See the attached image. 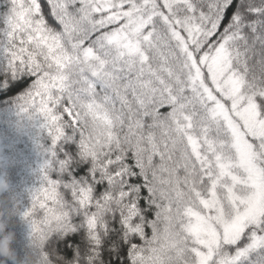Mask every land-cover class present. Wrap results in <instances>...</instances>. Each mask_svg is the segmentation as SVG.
<instances>
[{
    "label": "snow or ice",
    "instance_id": "1",
    "mask_svg": "<svg viewBox=\"0 0 264 264\" xmlns=\"http://www.w3.org/2000/svg\"><path fill=\"white\" fill-rule=\"evenodd\" d=\"M5 98L26 264H264V0H0Z\"/></svg>",
    "mask_w": 264,
    "mask_h": 264
},
{
    "label": "trees",
    "instance_id": "2",
    "mask_svg": "<svg viewBox=\"0 0 264 264\" xmlns=\"http://www.w3.org/2000/svg\"><path fill=\"white\" fill-rule=\"evenodd\" d=\"M0 142L6 184L0 194V219L6 220L7 230L16 234L12 245L15 256L7 264H26L30 253L29 229L19 216L11 214L13 198L23 196V203L27 204V190L39 186L37 169L43 159L39 145L46 140L35 123L20 111L15 100L5 98L0 101Z\"/></svg>",
    "mask_w": 264,
    "mask_h": 264
},
{
    "label": "clouds",
    "instance_id": "3",
    "mask_svg": "<svg viewBox=\"0 0 264 264\" xmlns=\"http://www.w3.org/2000/svg\"><path fill=\"white\" fill-rule=\"evenodd\" d=\"M8 223L0 219V264H7L15 256V250L12 245L15 241V232L8 229Z\"/></svg>",
    "mask_w": 264,
    "mask_h": 264
},
{
    "label": "rangeland",
    "instance_id": "4",
    "mask_svg": "<svg viewBox=\"0 0 264 264\" xmlns=\"http://www.w3.org/2000/svg\"><path fill=\"white\" fill-rule=\"evenodd\" d=\"M239 156L242 164H250V156L247 148L245 145L241 144L239 146ZM2 167H3V154H2V145L0 142V194L5 191L6 184L4 182V177L2 173Z\"/></svg>",
    "mask_w": 264,
    "mask_h": 264
}]
</instances>
